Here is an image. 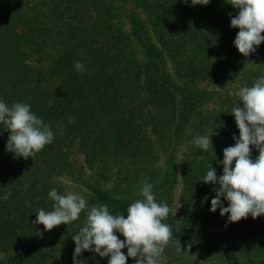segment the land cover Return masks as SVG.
Instances as JSON below:
<instances>
[{"label": "trees", "instance_id": "trees-1", "mask_svg": "<svg viewBox=\"0 0 264 264\" xmlns=\"http://www.w3.org/2000/svg\"><path fill=\"white\" fill-rule=\"evenodd\" d=\"M236 15L227 0H0V100L31 105L54 132L24 159L6 151L10 133L0 124V264H73L86 212L50 231L34 223L39 209L53 208L50 190L75 192L63 176L87 187L78 194L89 207L106 204L112 215L127 216L144 180L168 204L179 148L184 217L172 240L192 256L182 264H264V215L229 223L210 211L218 185L201 181L210 164L223 174V150L239 139L235 92L264 74V42L248 57L234 46ZM205 134L208 151L193 143Z\"/></svg>", "mask_w": 264, "mask_h": 264}, {"label": "clouds", "instance_id": "clouds-1", "mask_svg": "<svg viewBox=\"0 0 264 264\" xmlns=\"http://www.w3.org/2000/svg\"><path fill=\"white\" fill-rule=\"evenodd\" d=\"M209 2L191 0V6L208 5ZM227 2L238 9V15L231 18V27L239 29L234 46L248 57L264 42V35H261L264 33V0ZM74 68L77 72L87 71L80 61L75 62ZM235 95L243 103V107L237 103L231 112L239 129V139L234 135L235 145L223 150V174L217 178L216 170L210 164L206 175L201 178L204 183L218 185L214 189L216 195L211 200L210 211L219 208L221 216L228 214L229 223L246 219L249 215L253 219L264 215V74L256 78L252 86L239 88ZM74 122V118H69V123ZM0 124L10 133L6 151L13 153L14 157L33 158L54 140L50 124L37 117L29 104L17 102L9 107L0 100ZM210 137L208 134L197 136L193 143L208 151L213 149ZM251 146L259 153L255 159L251 156ZM138 195L142 198L127 206L125 217L110 214L106 204L89 207L80 194L71 191L58 194L53 188L48 193L54 201L52 210L39 209L34 223L42 224L45 231H50L61 224L77 221L85 211L83 226L72 236L75 242L73 264H86L85 260L78 259L83 251L110 257L108 264H126L128 257L133 258L135 264H161L165 247L172 240L171 227L162 221L171 209L167 204L157 202L153 185L147 180L143 181ZM221 197L229 202L227 207L223 206ZM116 232L125 239H119ZM36 234L42 238V233ZM124 248H127V256L122 252Z\"/></svg>", "mask_w": 264, "mask_h": 264}, {"label": "rangeland", "instance_id": "rangeland-1", "mask_svg": "<svg viewBox=\"0 0 264 264\" xmlns=\"http://www.w3.org/2000/svg\"><path fill=\"white\" fill-rule=\"evenodd\" d=\"M182 152L183 151L180 148L177 151V156L175 159L176 181L175 183L171 185L170 188H168L169 200H168L167 205L169 206L171 211L168 217L164 220V223L168 224L170 227L179 226L180 222L183 220V217H184V208L182 204V196H183L182 194L184 191V183L182 181V174H181L182 168H181V162H180V158L183 156ZM86 172L89 173L90 170L86 169ZM60 179L62 182L69 184L70 188L77 193L78 191H84V192L89 191L86 186H84L82 183L78 182L75 179L67 178L64 176L61 177ZM178 246L179 245L176 243V240H171L169 242V244L165 247L163 257L161 260V264H182L185 261H187L186 263L191 262L189 258H192V256L188 254L187 255L180 254V250L178 251ZM2 255L3 253L0 252V257H3ZM201 259L212 260V259H216V257L206 255V256H203ZM5 263L8 264L7 262ZM131 264H135V260H133Z\"/></svg>", "mask_w": 264, "mask_h": 264}]
</instances>
